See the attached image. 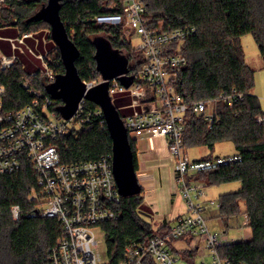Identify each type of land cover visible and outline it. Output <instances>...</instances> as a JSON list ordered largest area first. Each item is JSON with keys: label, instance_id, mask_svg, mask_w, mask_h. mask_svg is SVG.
Segmentation results:
<instances>
[{"label": "trees", "instance_id": "16d2710c", "mask_svg": "<svg viewBox=\"0 0 264 264\" xmlns=\"http://www.w3.org/2000/svg\"><path fill=\"white\" fill-rule=\"evenodd\" d=\"M151 28L170 30L195 26L196 32L181 45L187 61L176 69L179 81L176 90L185 101L211 99L210 108L218 115L212 124L197 114L192 106L184 114V146H209L230 141L241 159L214 169L196 173L194 178L206 185L238 181L239 188L219 194L217 217L226 226L232 216L243 214L250 237L227 241L218 252L229 264H264V110L254 92V69L245 61L242 35L251 33L264 65V0H140ZM48 0H5L0 10V28L14 25L19 34L51 29L50 24L36 18ZM125 0H59L58 15L67 36L76 48L74 65L82 80H93L101 74L96 58V40L126 59V72L144 63L140 49L125 34L121 24L98 23L96 16L123 15ZM52 53L49 64L54 78L65 73L59 47ZM53 78V79H54ZM53 79L40 69H27L19 59L7 68H0L1 112H11L31 103L34 88L48 95L51 109L60 115L62 97L49 91ZM26 81L27 85L24 84ZM243 98L229 106L220 95L232 90ZM86 106L96 108L92 101ZM120 117L121 108L129 97L117 96L112 102ZM118 106L121 108L119 109ZM61 116V115H60ZM135 170L138 168L136 140L129 138ZM61 159L65 163H80L112 154V139L106 123L93 119L91 128L71 129L58 141ZM213 156H206L210 158ZM201 158V159H204ZM36 173L30 160L22 157V166L12 172H0V264H49V249L61 234L55 218L42 216ZM13 206H18L14 218ZM118 218L101 224L104 234L106 264H118L124 257L125 246L145 242L155 232L167 235L171 220L154 223L152 213L139 193L122 196L115 206ZM189 239L184 236L179 239ZM179 239H169L171 251L189 259L195 248H177ZM146 264H156L152 258Z\"/></svg>", "mask_w": 264, "mask_h": 264}, {"label": "built area", "instance_id": "2783aa9c", "mask_svg": "<svg viewBox=\"0 0 264 264\" xmlns=\"http://www.w3.org/2000/svg\"><path fill=\"white\" fill-rule=\"evenodd\" d=\"M5 0H0V10ZM146 8L140 0H125L123 15L96 16L98 23L121 24L140 37L136 48L140 49L144 63L130 73L124 72L108 80L107 89L112 102L117 96L129 97L125 107L131 110L123 117L128 136L166 138L170 155L173 157L175 180L186 205V212L177 216L167 235L155 232L145 242H132L125 246L124 257L118 264H146L152 258L156 264H173L178 258L168 245L169 239L187 236L195 247L203 243L212 255V264H229L223 259L218 247L227 242L221 233L209 228L203 215L204 203L193 200L204 196V187L191 185L196 173L214 169L220 165L241 159L239 154L213 156L204 159H190L184 146V114L192 106L212 124L218 119L210 108L211 99H200L191 103L185 101L176 90L179 81L176 69L186 63L181 45L195 32V26L170 30L153 29L145 16ZM33 32L22 33L10 38L12 47L22 42ZM41 61V72L50 79L54 69L49 64L50 55H36ZM0 52V68H7L16 59ZM120 78H131L128 86ZM88 90L103 81L101 75L93 80H82ZM24 84L27 85L26 81ZM0 88V172H12L22 166L26 156L36 173L42 208V216L55 218L61 228L56 244L49 249V264H106L98 250L96 232L101 224L118 218L116 205L122 198L113 172L112 154L100 159L80 163H65L61 159L58 141L75 124L91 128L93 119L106 123L99 106H86L82 98L69 119H64L50 108L53 100L48 95L30 88L35 96L30 104L11 112H1ZM243 98V93L232 90L220 95V99L232 106ZM120 109L121 107L118 106ZM194 193V195H193ZM18 206H13L14 218ZM103 232V231H102Z\"/></svg>", "mask_w": 264, "mask_h": 264}, {"label": "water", "instance_id": "95a60500", "mask_svg": "<svg viewBox=\"0 0 264 264\" xmlns=\"http://www.w3.org/2000/svg\"><path fill=\"white\" fill-rule=\"evenodd\" d=\"M58 1L48 0V4L42 7L35 17L42 18L50 24L52 37L57 42L65 65L64 74L68 79L65 95H54L55 98L62 97L64 101V104L59 107L60 115L64 119H69L82 98L98 105L103 111L106 126L112 139L113 172L119 193L122 196L139 193L142 189L133 164L129 136L107 89L108 80L126 72V59L109 49L102 40H96L98 47L96 58L103 81L86 90L74 65V57L77 54L76 48L69 40L58 15ZM120 80L126 86L131 82V78H120Z\"/></svg>", "mask_w": 264, "mask_h": 264}, {"label": "crops", "instance_id": "0c3cea01", "mask_svg": "<svg viewBox=\"0 0 264 264\" xmlns=\"http://www.w3.org/2000/svg\"><path fill=\"white\" fill-rule=\"evenodd\" d=\"M19 35L16 34L14 25L0 28V49L3 51L2 54L7 56L16 55L17 57L18 54L16 51L18 44H22L25 40H30L35 46V52L33 51V54L30 55L31 61L35 64L37 63L41 68V61L36 55L48 53L58 47L57 42L52 37L51 29L35 31L31 36L24 37L22 42H16V46L12 47L9 39L17 38ZM135 140L138 163L136 174L141 185L144 202L152 213V218L155 223H159L162 220L173 221L177 216L184 214L187 209L174 177L173 157L168 151L166 138L163 136H144L135 138ZM201 147V152L197 156H193L192 159H201L206 156H225L235 153L234 151L230 154L221 155V153L215 152L214 146L211 148L202 145ZM213 216L215 217V213H213ZM242 223L243 225L246 224V218ZM217 226H223L222 220L218 217L215 218V223L209 228L217 232ZM250 233V228L245 226L244 235L248 237ZM223 236L226 239V235ZM177 242H181L190 248H198L192 244L190 238L179 239L174 244L176 247ZM197 243L201 244L202 242L199 241ZM198 244L197 246H199Z\"/></svg>", "mask_w": 264, "mask_h": 264}, {"label": "rangeland", "instance_id": "374dc122", "mask_svg": "<svg viewBox=\"0 0 264 264\" xmlns=\"http://www.w3.org/2000/svg\"><path fill=\"white\" fill-rule=\"evenodd\" d=\"M16 29V34L20 33V30L17 26H14ZM125 34L129 35L131 42L134 46H137L140 42V37L136 33H133L132 30H128L125 28ZM240 41L243 46V51L245 55V61L254 69V92L258 94L260 98V105L262 110H264V65L261 54L258 50L257 44L254 40V37L251 33L242 35L240 37ZM32 50V51H31ZM35 52V46L30 40H25L22 44H18L17 47V57L18 59L24 64H27V69L36 70L41 69L39 65L32 62L30 55ZM0 52L3 51L0 49ZM50 57H52V53H50ZM68 83V79L66 74H58L49 84V91L53 95L63 96L65 95V89ZM122 114L128 113L131 108L130 107H123L120 109ZM76 127H79L78 124H75ZM215 152L222 154H230L235 151L234 145L230 141H220L216 142L215 145ZM202 150L201 146H187L185 147V151L187 156L192 159L193 156H197ZM200 184L204 187V196L197 198L194 197L193 200L195 202L200 201L204 203L205 209L203 211L204 217L207 219V223L209 227L215 223V218L217 217L218 213V203L217 198L219 194L233 191L239 188L240 183L238 181H231L226 183L220 184H211L206 185L201 180H192L191 185ZM194 195V193H193ZM215 213V217L213 216ZM246 217L243 214L232 216L229 219L228 224L225 226H217L218 229L217 233H221L226 235V241H235L239 239H247L250 236L244 235V227L246 224L243 225L242 221ZM214 221V222H213ZM155 223V222H154ZM96 239L98 240V250L101 253L102 260L107 261L106 258V250H105V242H104V234L103 232L98 229L96 232ZM177 247L180 249H184L188 247L181 242H177ZM199 247L194 249V254L189 258L186 259L179 254L177 255V260L173 264H212V255L210 254L208 249L203 248V244H198Z\"/></svg>", "mask_w": 264, "mask_h": 264}]
</instances>
